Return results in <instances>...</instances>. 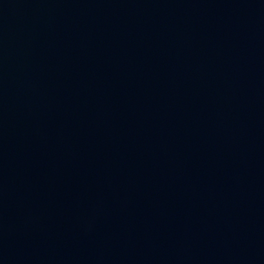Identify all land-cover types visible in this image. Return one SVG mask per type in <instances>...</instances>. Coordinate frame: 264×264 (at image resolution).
Here are the masks:
<instances>
[{
    "label": "water",
    "instance_id": "obj_1",
    "mask_svg": "<svg viewBox=\"0 0 264 264\" xmlns=\"http://www.w3.org/2000/svg\"><path fill=\"white\" fill-rule=\"evenodd\" d=\"M0 264H264V0H0Z\"/></svg>",
    "mask_w": 264,
    "mask_h": 264
}]
</instances>
